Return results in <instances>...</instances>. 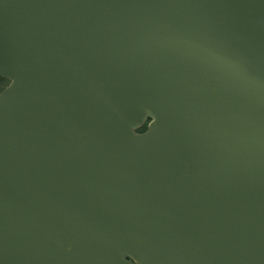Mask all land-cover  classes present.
Masks as SVG:
<instances>
[{
	"label": "water",
	"instance_id": "95a60500",
	"mask_svg": "<svg viewBox=\"0 0 264 264\" xmlns=\"http://www.w3.org/2000/svg\"><path fill=\"white\" fill-rule=\"evenodd\" d=\"M0 77V264H264V0H0Z\"/></svg>",
	"mask_w": 264,
	"mask_h": 264
},
{
	"label": "rangeland",
	"instance_id": "374dc122",
	"mask_svg": "<svg viewBox=\"0 0 264 264\" xmlns=\"http://www.w3.org/2000/svg\"><path fill=\"white\" fill-rule=\"evenodd\" d=\"M8 84V81L0 78V91Z\"/></svg>",
	"mask_w": 264,
	"mask_h": 264
}]
</instances>
